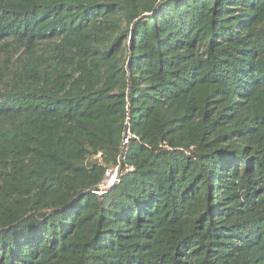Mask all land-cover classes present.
Returning a JSON list of instances; mask_svg holds the SVG:
<instances>
[{
  "label": "trees",
  "instance_id": "trees-1",
  "mask_svg": "<svg viewBox=\"0 0 264 264\" xmlns=\"http://www.w3.org/2000/svg\"><path fill=\"white\" fill-rule=\"evenodd\" d=\"M0 264H264V0H0Z\"/></svg>",
  "mask_w": 264,
  "mask_h": 264
},
{
  "label": "built area",
  "instance_id": "built-area-1",
  "mask_svg": "<svg viewBox=\"0 0 264 264\" xmlns=\"http://www.w3.org/2000/svg\"><path fill=\"white\" fill-rule=\"evenodd\" d=\"M124 144L127 143V139H124ZM124 159V148L121 155V160ZM121 172V162H119L116 166L107 168L104 172L103 179L101 180L100 184L98 185L97 189L94 191L95 194L101 195L107 189L114 185L119 180V175Z\"/></svg>",
  "mask_w": 264,
  "mask_h": 264
}]
</instances>
